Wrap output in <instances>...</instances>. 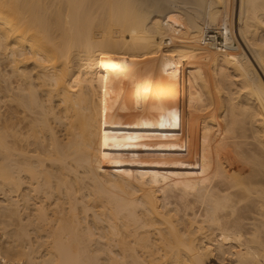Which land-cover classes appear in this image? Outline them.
Listing matches in <instances>:
<instances>
[{
	"label": "bare ground",
	"instance_id": "bare-ground-1",
	"mask_svg": "<svg viewBox=\"0 0 264 264\" xmlns=\"http://www.w3.org/2000/svg\"><path fill=\"white\" fill-rule=\"evenodd\" d=\"M42 1L0 0V57L19 79H9V94L55 124L47 127L46 161L29 164L30 155L15 154L18 133L10 122V136L0 137L6 152L0 186L12 198L23 175L42 186L43 174L59 201L68 198L74 232L64 240L65 228L57 226L51 262L78 264V240L93 241L97 229L80 236L76 212L85 200L74 196L77 183L78 195L88 183L82 210L93 211L108 248L120 250L121 260L105 251L113 264H207L226 257L231 264H264V0L170 3L182 6L177 9L165 0L166 13L146 0H52L51 17ZM197 19L225 31L237 49L223 53L206 44ZM29 63L33 76L24 68ZM21 194L5 208L10 230L22 219ZM38 211L43 224L49 210ZM21 223L20 229L29 226ZM27 245L10 246V253H35ZM2 257L0 249V264H10Z\"/></svg>",
	"mask_w": 264,
	"mask_h": 264
},
{
	"label": "rangeland",
	"instance_id": "rangeland-1",
	"mask_svg": "<svg viewBox=\"0 0 264 264\" xmlns=\"http://www.w3.org/2000/svg\"><path fill=\"white\" fill-rule=\"evenodd\" d=\"M160 1V2H159ZM158 2H157V0L156 1H150V0H146V2H148V3H146L147 5V7L148 8H151L152 10H153V8H155L154 10L155 11H158V12H160V13H166L168 10H166V9H168V8H166V6H164V5H166V2H168L169 4V9H177V8H181L182 6L181 5H179V4H176V5H174L175 3H178L179 1L177 0V2L176 1H173V0H166V2H164L165 0H159ZM161 1L163 2V3H165V4H163L162 5V3H161ZM47 2V3H46ZM150 2V3H149ZM152 2V3H151ZM172 2H175V3H173V4H170V3H172ZM42 3H44V4H42V7H41V9L44 11V15L46 14V12H48V14H49V17H51V14L53 13V9H54V5H53V3L54 2H52V0H45V1H42ZM50 3V4H49ZM153 3H155V4H153ZM161 3V6L160 5H158L157 6V4H160ZM47 4V5H46ZM148 4H150V6L148 5ZM151 4H153V7H151L152 5ZM46 5V8L44 7V9H43V6H45ZM53 7H52V6ZM173 6V7H172ZM176 6V7H175ZM51 7V8H50ZM158 7V8H157ZM172 7V8H171ZM49 8V11H45V10H47ZM158 10H157V9ZM51 9V10H50ZM43 11L42 12H40V13H43ZM51 13V14H50ZM233 13H231V17H233V19L231 18V20L234 22L233 24H234V26L237 28V25H238V11H236L235 13H234V16L232 15ZM48 17V16H47ZM230 20V22L232 23V21ZM197 22L199 23V25L201 26V27H203L204 26V24H203V22L202 21H199L198 19H197ZM239 26V25H238ZM234 27V28H235ZM158 40H160L159 38H158ZM1 56V55H0ZM2 58H3V56L2 57H0V137H1V135H5V137L4 138H6V136L7 137H9L10 136V122H12L11 124L13 125V126H15V130H14V132H17L18 134H17V140H16V143H15V145H17V147L15 146V148L16 149H18L19 151H17V152H15V154L18 156V158H20V155L22 154H24V153H26V154H24L25 156L26 155H30V158L28 157H26L27 158V161H28V159L30 160L31 158V162L30 161H28L29 162V164H32V160L34 161V162H37V161H46V157H45V153H44V148H45V146H48L51 142V136H50V134L48 133V132H50V128L49 127H52V128H54V126H52L51 124H54V122H53V120L51 121V123H50V121L48 122V121H46L45 119H44V115H41V114H43V113H41L40 114V111L38 110H34L36 107H31V106H29L28 105V107H29V109L31 110V112H30V110L29 109H27L26 107H27V103L25 102V100L23 101H18V103H23L24 102V104L25 105H21V104H18V103H16L17 101H16V99H15V101H14V97H13V99H12V96H15V95H17L16 93H15V95H13V93L11 92V94H9V91L10 90H8V89H10V87H9V84H10V82H9V79H10V81L11 82H16V80H19V79H17V77H12V76H10L9 74H11L10 73V70L8 69V67L7 66H9L8 65V63L6 64V62L8 61V60H6V61H4V60H2ZM77 62V63H76ZM76 64V65H75ZM74 66L75 67H78L79 66V63H78V61L77 60H75L74 61ZM34 67V65L33 64H31V63H29L28 65H26L24 68H25V70H26V72L29 74V75H32L33 76V73H30V72H32L33 70H32V68ZM35 68V67H34ZM33 68V69H34ZM46 73L48 72L47 70L45 71ZM50 72H51V70H50ZM5 75V76H4ZM4 79V80H3ZM7 82H6V81ZM33 85L35 86V92L37 93V97H38V99H39V101H41V102H45L46 101V99H47V94H46V92H43V91H41L38 87H37V85H38V82L36 81V80H33ZM8 84V85H7ZM16 84H14V86H15ZM7 87H9L8 89H7ZM235 89H234V91H237L236 90V87H234ZM16 92V91H15ZM9 94V95H8ZM12 95V96H11ZM11 96V97H10ZM16 97V96H15ZM41 99V100H40ZM44 100V101H43ZM17 104H18V106H17ZM21 105V106H20ZM22 106H26V107H22ZM22 107V108H21ZM31 107V108H30ZM37 109V108H36ZM34 111H36L37 113H35V115H34ZM33 113V114H32ZM39 113V115H41V116H39V115H36V114H38ZM38 117H42L41 119H43V120H45L46 122L45 123H47L48 125H50V126H46V124H44L41 120H40V118H38ZM9 119L11 120V121H9ZM51 120V119H50ZM42 122V123H41ZM7 123V124H6ZM39 123H41V125L39 124ZM15 124V125H14ZM44 124V125H43ZM55 125V124H54ZM37 128H36V127ZM41 126H46V128L45 129H47V127L49 128V129H47V130H45V129H41L40 127ZM57 126V125H56ZM55 126V127H56ZM36 129V130H34V128ZM44 127H42V128H44ZM18 128V130H16ZM31 128H33V131H32V129ZM9 129V130H8ZM38 130V131H37ZM56 131H57V128L55 129ZM47 131V132H46ZM6 132V133H5ZM9 133V135H7L8 133ZM31 132V133H30ZM35 132H38L37 134L35 133ZM45 132V133H44ZM29 133V134H28ZM48 133V134H47ZM3 135V136H4ZM31 135H32V137H31ZM34 135H35V137H34ZM37 135H38V137H37ZM44 135V136H43ZM30 138H29V137ZM4 138H1L2 140H6V139H4ZM30 140H29V139ZM37 139V140H36ZM41 139V140H40ZM7 140H8V138H7ZM6 140V141H7ZM10 140H11V138H10ZM9 140V141H10ZM26 140H28V141H26ZM35 140V141H34ZM40 141V142H39ZM35 143V145H34V143ZM37 142V143H36ZM4 143H6V142H4ZM7 146H8V141H7ZM37 144V145H36ZM41 145H42V147H41ZM20 146H21V148H20ZM39 147V148H38ZM21 150H20V149ZM41 148V149H40ZM43 148V149H42ZM47 148V147H46ZM5 150V149H4ZM6 151V150H5ZM25 151H27V152H25ZM23 152V153H22ZM21 153V154H20ZM5 154H6V152H4L3 151V149H1L0 148V163L1 164H6V156H5ZM24 156V157H25ZM23 157V156H22ZM33 165L35 166V164L33 163ZM31 166V165H30ZM33 166V167H34ZM32 167V168H33ZM39 167V166H38ZM38 167H37V165H36V167H34L35 168V170L37 169V170H39L38 171V173L39 174H42V173H40V167H39V169H38ZM28 178V176L27 175H23V179H24V182H23V185H22V188H21V190L17 193L18 195L17 196H19L20 195V193H24V194H21V197H18V204H20L19 206H20V209H16V211H18V210H20V211H18V218L20 219V218H22V219H20V220H17L18 222L17 223H23V226H24V228H25V226H28V227H26L25 229H27L25 232H27L28 234H29V237L26 235H23V234H21L20 232H23V233H25L23 230H25V229H20L19 228V224L18 225H16L17 223L15 222V225H13V230H10L11 229V225L13 224V223H11V220L9 221V224L11 223V225H9V227H8V223H7V218H5L3 215H5L4 214V212L5 213H8V211H6L5 210V208L7 207H9V205H8V203H10V201H12V200H10V199H17V196H16V193H14L15 195H12V198H11V196H10V194L8 195V189L6 188V187H4V186H0V235L2 236V235H4V239H3V241L1 240V245H0V249H1V254H2V259L6 262V263H11V264H54V263H52L51 261L52 260H55V258H54V255H53V257H51V253L49 254L48 252V250L49 249H51L50 247H51V245H52V242L54 241L53 240V237H54V235L52 236L51 234H55V232H58V230L59 229H57L59 226L58 225H60V227L59 228H65L63 231V234H62V238L64 239L65 238V236H67L68 235V233L69 232H74V227H73V225H74V223L71 221V219H72V213L69 211V209H70V204H69V202H65L66 200L68 201V198L67 197H64L63 195H62V197H61V199H62V201L60 200L59 201V195L55 192V191H53V190H50V193H48V187H47V185L46 184H43L44 183V181L42 182V179H44V176H43V174L41 175V178H40V183H42L41 185L42 186H38L37 185V183H36V181H31L29 178ZM26 179H27V181H26ZM52 181H53V185L55 184V180L54 179H52ZM52 185V186H53ZM77 186H79V184L77 183L76 184ZM43 186H45L46 188H47V190H45L46 188L45 187H43ZM77 186H74V190H75V193H74V196H80L81 198L82 197H84L83 199L85 200L84 202H83V205H78L77 206V212H76V214L78 215V221L79 222H81L80 223V230H79V233H80V236H85L84 234L86 233V232H84V230H86V228L89 230V231H91L92 232V234H94L93 235V241L92 242H88V241H86V240H84V238H83V241L82 240H78V247H79V251H78V255H79V261H78V264H113V263H117L116 261H114L116 258L115 257H117V260H121V257H123V256H121L122 254H120V250L114 245V244H112V247L110 246L109 248H108V246L106 245V242L104 241V240H102V239H100L99 237H100V233L102 234V233H104V230H102L101 229V227L100 226H98L97 224H95V222H93L94 220H93V218H92V213L91 212H93L92 210H91V212H89V214H84L85 212H83V207L85 206V204H87V197L86 196H88V192H89V194H90V191H89V189H88V187H89V185H88V183H87V185L85 184V185H80V187H82V188H80L81 189V191L79 192L80 194L78 195V193H76V187ZM86 186H88L87 187V189L88 190H86V188L84 189V191H83V188L84 187H86ZM43 187V188H42ZM90 188V187H89ZM91 190V189H90ZM52 191V192H51ZM86 191H88V192H86ZM28 195H27V194ZM82 193V194H81ZM55 196H54V195ZM77 194V195H76ZM24 195V196H23ZM28 196V197H26V196ZM9 196H10V198H9ZM14 196H16V198L14 197ZM52 196V197H51ZM86 197V198H85ZM24 198H26V199H24ZM66 200H65V199ZM80 198V199H81ZM19 199H20V201H19ZM23 199L25 200V201H23ZM82 200V199H81ZM37 201H38V203H37ZM45 201V203H42V202H44ZM64 201V202H63ZM40 202H41V204H40ZM48 202V203H47ZM61 203H62V205H61ZM64 203V204H63ZM85 203V204H84ZM44 204V205H43ZM45 204H46V206H45ZM48 204V205H47ZM82 204V203H81ZM40 205V206H39ZM50 205V206H49ZM44 206V208H45V210L47 209V210H49V212L48 211H45V213H46V218L47 219H50V220H47V222H48V224L46 223V218L44 219V221H45V223H44V221H42L43 222V224L39 221V219H42V218H40L39 216H38V220L35 218V215H36V217H37V214H38V210H39V208L40 207H43ZM47 206H49V207H47ZM53 206V207H52ZM83 206V207H82ZM35 207V208H34ZM38 207V208H37ZM79 207V208H78ZM94 211H96L97 209H93ZM38 211V212H37ZM68 211V212H67ZM80 211V212H79ZM90 211V210H89ZM35 212H37V214L35 213ZM82 212V213H81ZM34 213V214H33ZM68 214H70V215H68ZM7 215H9V213L8 214H6V217H7ZM21 217H20V216ZM48 215V216H47ZM91 215V216H90ZM8 218H9V216H8ZM87 218V220H85ZM5 219H6V221H5ZM16 219H17V217H16ZM33 221V222H32ZM36 221H38L37 223H36ZM52 222V223H51ZM55 222V225L53 224ZM57 222V223H56ZM21 223V224H22ZM31 223H32V225H31ZM41 223V224H40ZM36 224H38V225H36ZM45 224V225H44ZM50 224V225H49ZM7 225V226H6ZM36 227H35V226ZM43 225V229L40 227V226H42ZM95 225V226H94ZM18 228H17V227ZM21 227H23L22 225H20ZM37 226L39 227V228H37ZM52 226V227H51ZM58 226V227H57ZM16 227V228H15ZM55 227V228H54ZM97 227V228H96ZM38 229V230H35V229ZM43 230V232H42V230ZM52 228V229H51ZM83 228V229H82ZM92 228V229H91ZM14 229H17V230H14ZM19 229V230H18ZM47 229V230H46ZM52 231H51V230ZM95 229H97L96 231H94ZM22 230V231H21ZM46 230V231H45ZM15 231V232H14ZM20 231V232H19ZM38 233H37V232ZM50 231V232H49ZM93 231H94V233H93ZM84 232V233H83ZM13 233V234H12ZM16 235H15V234ZM18 233H20V235H21V237H19V234ZM26 233V234H27ZM43 235H42V234ZM46 233V234H45ZM49 233V234H48ZM41 234V235H40ZM75 234V233H74ZM51 235V237H49ZM78 235V234H77ZM13 236V237H12ZM24 236V237H23ZM95 236V237H94ZM16 237V238H15ZM18 237H19V239H18ZM27 237V238H26ZM14 238V239H13ZM22 238V239H21ZM49 239V240H48ZM29 240V241H28ZM44 240H45V242H44ZM51 240V241H50ZM65 240V239H64ZM49 241V242H48ZM27 243L28 244H30V243H32L33 245H34V249H36V251H35V253H30L29 255L30 256H28V254L27 255H23L22 253H20V252H18V251H13V252H11L10 253V248L12 247V246H20V245H22V246H20V247H24V246H28L27 245ZM50 243V244H49ZM45 244V245H44ZM47 244H48V246H47ZM41 245V246H40ZM113 245H114V248H113ZM5 246V247H4ZM11 246V247H10ZM50 246V247H49ZM107 246V247H106ZM36 247V248H35ZM116 247V248H115ZM42 248V249H41ZM106 248H107V250H106ZM6 249H7V251H6ZM108 249H110V250H112L111 252V255L113 256L112 258H115L114 260H113V262H112V258L110 259V255H108L107 253H105V251L107 252L108 251ZM44 250V251H43ZM85 250H86V252H85ZM119 250V251H118ZM6 251V252H5ZM9 251V252H8ZM12 251V250H11ZM38 251V252H37ZM5 253L7 254V255H5ZM9 254V255H8ZM11 254V255H10ZM48 255V256H47ZM120 255V256H119ZM5 256V257H4ZM108 256H110L109 257V259H108ZM10 257V258H9ZM120 257V258H119ZM54 258V259H53ZM119 258V259H118ZM8 259H9V261H8ZM124 259V258H123ZM125 259H128V258H125ZM227 259V260H226ZM111 260V261H110ZM132 260V258L130 259V261ZM219 260L220 259H210L209 260V262L207 263V264H231L232 262H231V260H230V258L228 257H226V258H223V260H220V262H219ZM122 261H125V260H122ZM126 261H128V260H126ZM124 262L125 264L127 263H130V262ZM119 262H121V261H119ZM218 262V263H217ZM231 262V263H230ZM124 263H122V264H124ZM56 264V263H55ZM118 264H120V263H118ZM131 264V263H130Z\"/></svg>",
	"mask_w": 264,
	"mask_h": 264
},
{
	"label": "built area",
	"instance_id": "built-area-1",
	"mask_svg": "<svg viewBox=\"0 0 264 264\" xmlns=\"http://www.w3.org/2000/svg\"><path fill=\"white\" fill-rule=\"evenodd\" d=\"M203 40L206 44L214 45L218 51L223 53L234 52L237 49V44L227 40V34L225 31L221 33V29L219 27L204 26Z\"/></svg>",
	"mask_w": 264,
	"mask_h": 264
}]
</instances>
